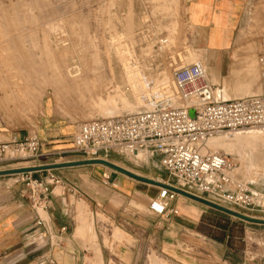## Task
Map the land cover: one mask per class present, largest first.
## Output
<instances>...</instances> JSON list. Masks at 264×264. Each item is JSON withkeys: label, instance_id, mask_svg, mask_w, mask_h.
Returning a JSON list of instances; mask_svg holds the SVG:
<instances>
[{"label": "rangeland", "instance_id": "1", "mask_svg": "<svg viewBox=\"0 0 264 264\" xmlns=\"http://www.w3.org/2000/svg\"><path fill=\"white\" fill-rule=\"evenodd\" d=\"M190 3L191 0H0V142L37 137L42 143L47 135L44 124L54 125L65 131L62 139L69 149L62 155L64 159L51 156L50 165L79 158L76 156L82 158L72 151V130L97 118L150 110L152 106L147 103L154 106L158 98L153 96L152 102L143 100L144 106L139 109H131L133 105L125 107L127 99L131 103L135 99L123 62L140 67L148 81H159L155 84L167 75L168 87L160 91L164 97L172 96L173 70L190 62L203 64L215 92L219 85L223 87V76L211 72L204 52L197 48L204 34L189 24ZM237 21L233 40L247 43L249 50L241 52H250L254 59L248 73L237 77L249 79L250 86H255L249 92L253 94L261 80L257 56L264 42V0H245ZM171 99V103L164 100V104L166 101L168 105H180L176 98ZM255 129L263 130V141L259 142L263 146L264 129ZM225 136L228 135L217 137ZM231 145L221 152L237 162L236 176L254 190H264V159L254 157V153L264 156V149L242 141L229 152ZM140 154L124 155L131 162L122 161L123 164L161 183H172L155 157L147 152ZM100 156L110 163L116 160ZM12 157L8 152L6 160L0 162L6 168L0 171L39 167V163L47 162H40L41 157ZM247 157L255 158L256 163L249 169L244 166ZM95 167L100 172L113 170L108 166ZM22 182L28 187L25 180ZM56 187L58 194L65 192L60 185ZM106 187L101 185L97 193L89 196H71L67 202L76 226L74 237L79 241L76 247L65 246L67 264H75V260L78 264H92L97 252L102 264H148L151 255L163 264H264V225L240 220L192 200L196 214L203 211L201 218L189 225L186 221L179 235H163L169 217L149 210L151 197L145 205L134 199L121 204L115 202L117 195L109 190L110 186ZM152 189L158 191L157 187ZM78 209L82 210L80 217ZM39 213L46 217L43 211ZM181 215L180 212L177 217ZM140 216L143 219H138ZM253 216L264 220V214ZM89 231L95 233L93 240ZM33 238L38 246L47 241L40 234Z\"/></svg>", "mask_w": 264, "mask_h": 264}, {"label": "built area", "instance_id": "2", "mask_svg": "<svg viewBox=\"0 0 264 264\" xmlns=\"http://www.w3.org/2000/svg\"><path fill=\"white\" fill-rule=\"evenodd\" d=\"M257 63L260 70V92L255 95L225 100L221 98L207 77L206 68L196 62L173 70V96L179 106L154 103L150 110L97 118L79 125L73 132V152L88 160L108 157L116 151L122 155L150 153L174 180L167 184L195 194L217 205L236 210L248 217L264 214V190H254L249 183L236 176L237 162L222 152H210L208 141L214 137L255 128L264 129V42L260 46ZM194 112V117L190 115ZM42 147L37 137H16L0 142V162L8 152L11 159H35ZM27 182L28 200L36 216L37 227H44L51 202L53 186L61 181L54 176L34 179L21 174ZM104 178L109 180L108 174ZM180 194L166 187H158L150 210L157 216H177L173 206ZM40 235H43L41 232Z\"/></svg>", "mask_w": 264, "mask_h": 264}, {"label": "crops", "instance_id": "3", "mask_svg": "<svg viewBox=\"0 0 264 264\" xmlns=\"http://www.w3.org/2000/svg\"><path fill=\"white\" fill-rule=\"evenodd\" d=\"M244 2L245 0H191L189 6V24L197 32L204 34V39L197 45V48L204 52L205 61L211 72L223 76V87L219 85L216 92L225 100L241 98L244 95H255L260 91L258 86V91L250 94L249 92L255 90V86H250L248 78L237 77L243 73H248V67L251 66L254 60L253 54L250 52H241L242 50H249L247 43L233 40L238 24V15L241 7L244 6ZM233 74L236 76L231 77ZM237 85L240 89L243 88V93L240 89L235 88L238 87ZM238 90H240V94L237 95L236 91L239 92ZM44 126L47 135L42 139V153L39 157H41L40 162L42 160L47 162L39 163L42 166L50 165L51 162H48V160L52 159L51 156L60 155V158L64 159L62 155L66 154L69 149L68 145L65 144L66 140L62 139L65 136L64 130H60L54 125L44 124ZM113 152L119 154L116 151ZM123 156L112 153L108 155V157L116 158V160H113L116 165L122 163L120 167L139 176L155 180L140 174L132 168H127L123 162L131 161ZM76 157L79 158L72 159V161H55V163L88 160L84 156L82 158L81 156ZM55 158L57 159V157ZM155 158L158 160L157 157ZM37 161L39 160L34 162ZM95 166L105 167L100 164H88L28 173L34 179H48L50 176H54L61 181L59 185L65 190L64 193L58 194L56 192L57 185L53 186L51 202L46 217H44L47 232L44 227L39 228L35 224L36 216L27 198L28 187L23 184L22 178L0 180V264H67L65 246L71 244L76 247L79 243L74 237L76 226L68 210L67 202L71 196H89L97 193L101 185L104 187L108 185L110 186L109 190L117 195L115 202L124 204L134 199L135 203L139 202V204L145 205L149 201L148 197L154 198L158 193V191L152 189V187H157L155 185L138 181L114 169L110 172H100ZM1 168L6 167L0 166ZM104 174H108L109 180L104 178ZM169 178L172 183L169 180L162 183L166 185L174 184V180L170 176ZM194 204L191 199L179 195L173 206L179 210V214L181 212L183 215L181 217L170 216L165 224L163 235H179L181 230L184 229L186 221L189 225L195 223L196 218L199 220L203 211L196 214ZM78 213L80 217L82 210L78 209ZM138 219L143 218L140 216ZM41 232H43L42 239L47 241L38 246L34 243L33 237L35 234H41ZM39 248L41 249L38 252ZM74 250L76 251L77 248H74ZM227 261L230 262L229 258ZM75 264H78V261L75 260Z\"/></svg>", "mask_w": 264, "mask_h": 264}, {"label": "bare ground", "instance_id": "4", "mask_svg": "<svg viewBox=\"0 0 264 264\" xmlns=\"http://www.w3.org/2000/svg\"><path fill=\"white\" fill-rule=\"evenodd\" d=\"M190 63H192V62H190ZM122 64H123V69H124V72H125L126 81L131 87V91H132L134 99H135L134 101H135V103L137 105V108H136V105H134L135 103L134 102L131 103L127 99L126 102H125V107H130V105H133L131 107V109H139V108L144 106L143 105V102H144L143 100H147L149 102H152L153 101L152 100L153 96L158 97V98H156V102H158L159 100H166L167 102L171 103V100H172L171 98L174 97L172 91H171L172 96H170V94H167L164 97L163 96L164 93H160V91H162V90H164L165 88L168 87V85H167L168 84L167 83L168 82L167 81L168 76L167 75L164 74L162 76L161 80H160V83L159 84H155V83H158L159 81L155 82V83H153V81L151 79H149V81H148L146 79V77H144L143 72H142L140 67L134 66V64H132L131 66H128V65L124 64V62ZM164 76H166V77H164ZM253 80L254 79L252 78L251 79L252 83H254ZM162 81H164V83H161ZM152 83L154 84L153 87L150 86V85H152ZM169 86H171V85L169 84ZM237 86L239 87V85H237ZM238 87H235V88L240 89V87L239 88ZM170 89H171V87H170ZM237 89H235V90H237ZM242 89H240V90L242 91ZM244 89H245V87H244ZM240 90H238L239 92L236 91L237 95L240 94ZM242 93H243V91H242ZM232 95H234V94H232ZM147 105L149 107L153 106V105H151L149 103H147ZM172 106H174V105H172ZM262 131L263 130H261V129H251V130H245L243 132H237L236 134H234L232 136L228 135V136H225V137H222V138L221 137H214V138H212V139H210L208 141L207 145H208L209 149L211 148V150H213L215 152H219L218 150H220V152H221V149L223 150V148H226L227 146H229L231 144L232 145H231V147H229V152H233L234 148L232 146L236 145V147H237V146L241 145L242 141H243L244 145H248V146H251V147H255V146L258 147L259 146V142L263 141V136L260 135L262 133ZM244 145H242V146H244ZM259 148L260 149H264V145L263 146L260 145ZM210 152H212V151H210ZM140 153L138 154L137 157L142 156V154H140ZM254 154H255V156H254L255 158L259 157L261 159H264V156L262 154H260V153H254ZM255 158L252 160L250 157H247L246 160H245L246 164L244 165L245 168L249 169L253 164L256 165ZM91 230H93V229H91ZM90 234H91V231H89V235ZM91 235H92V240H93L95 238V233H93V231H92ZM93 260H94V262L92 264H102L101 263V255L98 252H97V254H95ZM149 264H163V263L160 262L157 257H155L154 255H151L149 257Z\"/></svg>", "mask_w": 264, "mask_h": 264}, {"label": "water", "instance_id": "5", "mask_svg": "<svg viewBox=\"0 0 264 264\" xmlns=\"http://www.w3.org/2000/svg\"><path fill=\"white\" fill-rule=\"evenodd\" d=\"M190 115L192 117H194V112L192 111L190 113ZM88 164H100V165H104V166H108L114 170H117L121 173H124L126 175H128L129 177L133 178V179H136L138 181H141V182H144V183H147V184H151V185H155L157 187H166L168 189H170L171 191L173 192H176L180 195H183L191 200H194V201H197L199 203H202L206 206H209L211 208H214L216 210H219L227 215H231L233 217H236V218H239L240 220H243V221H247L249 223H253V224H260V225H264V220L262 219H258V218H253V217H248L242 213H239V212H236L234 210H231L227 207H224V206H220V205H217L213 202H210L204 198H201L199 196H196V195H193L191 193H188L182 189H178L176 187H172V186H169V185H166L164 183H161L159 181H156V180H152V179H148V178H145V177H142V176H139L137 174H134L122 167H119L113 163H110L106 160H103V159H97V160H85V161H78V162H67V163H61V164H52V165H45V166H40V167H27V168H18V169H11V170H3V171H0V176H3V175H13V174H25V173H32V172H35V171H42V170H50V169H56V168H65V167H72V166H78V165H88Z\"/></svg>", "mask_w": 264, "mask_h": 264}]
</instances>
